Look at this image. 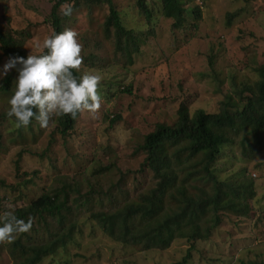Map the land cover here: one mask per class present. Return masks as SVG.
I'll list each match as a JSON object with an SVG mask.
<instances>
[{"label": "rangeland", "instance_id": "374dc122", "mask_svg": "<svg viewBox=\"0 0 264 264\" xmlns=\"http://www.w3.org/2000/svg\"><path fill=\"white\" fill-rule=\"evenodd\" d=\"M146 1L154 9L150 22L138 0H113L124 24L144 40L130 56L118 48L114 28L105 29L108 4H83L65 22L82 45L80 72L103 76L100 108L94 114L81 111L69 135L61 134L55 115L46 128L37 121L16 127L4 116L8 94L0 91V212L66 187L70 217L78 225L73 240L38 264H167L181 260L193 244L187 264L264 259L263 145L251 151L249 143L243 153L233 144L216 162L221 180L252 190L247 199L255 218L223 210L209 239L178 238L166 249H142L117 242L92 217L138 200L153 185L145 153L137 148L158 123H173L181 103L191 114L197 108L218 111L234 85L258 79L256 68L264 63V0H196L201 18L188 17L179 28L162 15L160 0ZM54 2L0 0V28L25 39L27 53L38 54L34 43L53 32L48 17ZM7 60L0 49V72ZM6 75H0V84ZM49 221L54 229L56 220ZM38 236L47 238L43 226ZM18 237L22 234L0 242V264L16 260L11 243Z\"/></svg>", "mask_w": 264, "mask_h": 264}, {"label": "trees", "instance_id": "16d2710c", "mask_svg": "<svg viewBox=\"0 0 264 264\" xmlns=\"http://www.w3.org/2000/svg\"><path fill=\"white\" fill-rule=\"evenodd\" d=\"M160 1L162 15L173 19L174 27L184 26L188 17L201 18L200 6L193 3L196 0ZM95 3L109 5L105 29L109 32L114 28L118 48L129 56L137 51L143 37L124 24L113 0H55L48 22L53 31L62 32L70 16L63 15L61 4L71 5L73 11L83 4ZM138 5L150 22L154 9L146 0H138ZM228 23H231L230 17ZM24 42L25 39L0 28V49L7 58L26 56ZM256 72L258 79L253 83L237 85L233 80L236 85L232 93H227L219 102L218 111L197 108L191 114L189 107L181 103L173 123H158L145 135L137 150L145 153L143 165L152 171L154 183L138 200L126 202L113 211L92 212L93 219L104 232L122 244L139 245L142 249H166L178 238L193 243L209 239L221 221L223 210L255 218L247 199L252 190L248 191L241 182L221 180L215 171L216 162L225 157L227 147L239 144L246 153L249 143L251 151L253 145L264 146V63ZM16 75V69H11L0 84V91L8 97L12 94ZM4 116L6 118L5 113ZM77 117L56 118L62 135L72 132ZM34 122L33 119L30 124ZM70 211L66 187L44 191L29 204L16 207L14 214L25 221L31 217L32 227L30 233H21L22 237L11 243L12 253L17 257L11 264H38L73 240L78 225L70 217ZM49 217L56 220L54 229ZM41 226L47 238L37 237ZM36 238L42 242L33 241ZM194 248L193 244L181 260L167 264H187ZM241 263L264 264V259H242Z\"/></svg>", "mask_w": 264, "mask_h": 264}, {"label": "clouds", "instance_id": "9594fccd", "mask_svg": "<svg viewBox=\"0 0 264 264\" xmlns=\"http://www.w3.org/2000/svg\"><path fill=\"white\" fill-rule=\"evenodd\" d=\"M61 11L70 16L72 6L61 4ZM77 36L71 28L53 31L42 42L34 43L39 54L29 51L26 56H10L3 64L0 75L10 69L17 72L5 113L16 127H27L34 119L46 128L53 115L75 119L81 111L94 114L100 108L102 97L98 89L103 76L95 70L80 72L83 57ZM31 227V217L25 221L14 210L0 212V242L12 241L16 234L28 232Z\"/></svg>", "mask_w": 264, "mask_h": 264}]
</instances>
